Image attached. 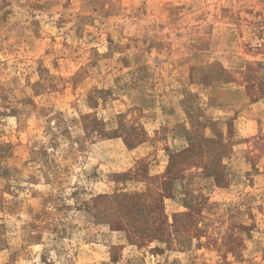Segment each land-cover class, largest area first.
<instances>
[{
    "label": "rangeland",
    "instance_id": "374dc122",
    "mask_svg": "<svg viewBox=\"0 0 264 264\" xmlns=\"http://www.w3.org/2000/svg\"><path fill=\"white\" fill-rule=\"evenodd\" d=\"M0 264H264V0H0Z\"/></svg>",
    "mask_w": 264,
    "mask_h": 264
}]
</instances>
